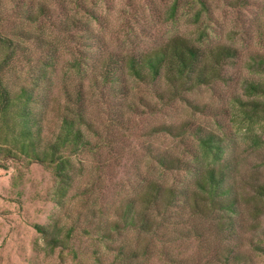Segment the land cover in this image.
<instances>
[{
	"label": "trees",
	"instance_id": "obj_1",
	"mask_svg": "<svg viewBox=\"0 0 264 264\" xmlns=\"http://www.w3.org/2000/svg\"><path fill=\"white\" fill-rule=\"evenodd\" d=\"M193 1L199 4L198 20L208 5L206 0ZM13 3L10 7L0 0V155L26 166L37 163L50 172L55 179L50 200L60 208L73 188L80 189L76 201L80 207L75 206L73 213L33 224L45 243L77 256L72 242L83 236L97 264L105 260L155 264L154 258L175 262L172 246L180 239L201 238L196 224L205 220L220 244L213 254L217 260L225 252L222 264H250L239 242L234 247L224 243L237 240L244 231L245 210L253 218L249 225L253 231L264 216V178L258 169L264 166V55H249L246 68L258 79L244 78L241 94L231 95L227 127L220 120H214L215 129L188 120L147 127L144 136L163 134L190 144L181 154L172 148L143 146L140 157L147 172L136 173V182L127 191L125 182H114L113 190L119 192L105 208L96 206L104 176L128 156L122 153L123 139L108 135L132 134L131 116L144 115L136 102L142 101L151 114L161 110L145 102L143 95L134 96L137 85L147 87L162 108L179 99L193 114L209 116L208 105L184 94L232 80L225 68L236 62L238 51L224 43L203 47L200 40L194 43L181 35L143 52L98 51L89 21L77 14L84 9L93 16L82 0H55L53 6L48 0ZM230 3L245 5L244 0ZM177 6L174 0L171 17ZM205 33L198 29L199 38ZM62 35L74 43L65 60ZM60 71L76 83L53 95ZM100 104H107L108 110H100ZM230 128L232 136L226 131ZM238 132L247 145L244 153L252 154L234 150ZM251 155L258 163L240 177L241 166ZM81 158L87 163L77 166ZM170 173L182 178L166 180ZM256 240L253 249L264 257V231ZM222 244L225 248L220 249Z\"/></svg>",
	"mask_w": 264,
	"mask_h": 264
},
{
	"label": "rangeland",
	"instance_id": "obj_2",
	"mask_svg": "<svg viewBox=\"0 0 264 264\" xmlns=\"http://www.w3.org/2000/svg\"><path fill=\"white\" fill-rule=\"evenodd\" d=\"M14 0H3L10 7ZM174 0H82L88 10H80L77 14L88 20L96 36L95 42L99 44L98 51L114 50L121 53H136L150 50L161 45L169 37L181 35L189 38L192 42L201 41V46L207 47L216 43L228 44L238 51V58L233 65L226 67V72L233 78L228 83L217 82L211 87H202L196 91L185 93L189 100L198 104H206L211 111L209 116L193 114L188 106L181 100L162 105L156 100L147 87L141 84L134 89V96L141 94L145 102L156 104L160 111L150 113L144 107L142 101L136 102L144 115L131 116L130 126L133 127L132 134L129 131H112L108 136L115 140H122L123 154H128L127 159L116 168L110 175H105L103 188L97 193V205L108 206L114 200L118 190H113V183L125 182L126 191L131 183L136 182L134 175L146 173L147 167L144 159H141L143 146L152 144L158 148H172L176 153L184 152V145L190 144L187 140L182 143L179 139L168 135L144 136L146 128L157 123H181L185 120L201 123L204 126L213 127L214 120H220L226 127L229 125L230 97L233 94H241V84L244 78L258 79L256 74L250 73L246 68L249 55H264V0H244V6H232L230 0H206L208 9L201 13L196 19L195 12L199 4L193 0H178V6L174 16H170L169 8ZM53 6L55 0H48ZM204 29L205 35L199 38L198 29ZM61 38V37H60ZM61 45L64 48L62 59L69 57L68 49L74 47L62 35ZM73 76H66L60 71L55 78L53 95H59V89L67 86L72 89ZM99 100L98 96L95 97ZM100 110H108V105L101 106ZM213 115V116H212ZM229 135L233 130L227 129ZM225 131V132H226ZM240 133L234 136L236 152L244 153L247 145L241 141ZM124 134V135H123ZM242 135V133H241ZM235 152V153H236ZM254 155V154H253ZM241 166L240 177L246 172L254 171L258 159L252 158ZM86 160L81 158L78 165H86ZM5 164L6 167H3ZM24 163L3 159L0 155V264H97L92 256L91 246L83 236L75 238L72 246L77 251V256L71 252L51 249L42 236L33 227L34 223L46 224L52 216L73 213L74 207L78 206L79 188H73L69 193V199L64 208L58 207L50 200L51 192L54 191L55 179L37 163L28 166ZM136 166L137 170L134 171ZM131 168H133L131 170ZM257 168V167H256ZM261 180L264 178V166L258 167ZM179 173H170L165 176L166 180L174 177L180 178ZM182 178V177H181ZM129 181V183H128ZM98 187H96L97 189ZM76 191V192H75ZM96 199V198H95ZM91 205V200H89ZM80 207V206H78ZM101 208V207H100ZM198 221L199 230L203 235L201 238L180 239L172 251L177 254L175 262H162L154 258L155 264H222V254L219 260L213 254L216 247L219 249L215 236L209 229L205 220ZM245 224L244 231H240L237 240L224 243L226 246L236 245L243 256L250 260V264H264V257L257 253L253 247L257 244V238L264 231V216L258 224V230L253 231L249 225L253 218L245 210L243 214ZM189 225L194 222L189 221ZM257 235V236H256ZM131 236V234H130ZM224 244L221 248H225ZM264 246V240L262 242ZM224 249L221 251L223 252ZM238 250L237 248L235 249ZM103 264H109L105 260Z\"/></svg>",
	"mask_w": 264,
	"mask_h": 264
}]
</instances>
